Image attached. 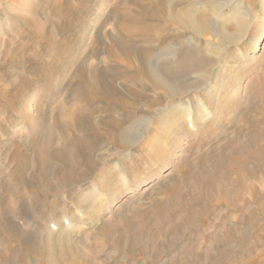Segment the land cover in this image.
<instances>
[{"label":"bare ground","instance_id":"obj_1","mask_svg":"<svg viewBox=\"0 0 264 264\" xmlns=\"http://www.w3.org/2000/svg\"><path fill=\"white\" fill-rule=\"evenodd\" d=\"M215 3L209 0H126L125 3H121L118 0L111 6L109 18L113 20H111L113 32L109 33L107 41L104 39V34V36L102 34L95 36L94 46L88 47L82 55H77L78 57L72 62L74 64H71L72 71L65 82L68 102L71 103V106H66L67 108L64 109L59 107L60 109L53 115L52 123L56 131L53 129L48 134L46 137L47 140L49 138L48 142H45V139L43 140L41 137V140L37 141L38 143L34 141V138L31 139L28 142L30 151L29 149L20 150L16 148L8 160L9 164H13L14 169L9 174L11 181L9 179L3 180V189L0 192V248L2 244L6 246V253H0V264H11L12 257L16 253L15 247L18 246L23 248L22 251L26 255L29 254L33 261H42L44 264H85V262L86 264H96L94 260H89L86 254L81 252L80 246L75 243V240L70 239L72 237L71 229L74 228L71 227L72 222L76 220L73 216L71 218L70 214L72 215V213L68 207L59 204V192L56 190L51 193L55 196L52 200L48 199V192H51L49 185L51 187L56 185L58 189L59 186L69 187L68 194L73 199L72 203L76 205V208L85 204V201L89 200L91 196L79 194V184L90 179L91 176L88 175L94 171V159L97 157L104 159L107 151L112 154L108 148L100 155L101 150L99 149L102 146V141L114 146L118 152H122V162L118 160L120 163H112L109 169L107 168L108 172L103 177L104 183L107 184L113 180L114 176H120V180H126L128 175L126 171L129 170L128 164L130 163L127 164V167L123 160L126 155L131 153L130 150L127 151L128 146L138 139L143 138L145 140L146 147L143 148L148 153L157 143H173L169 140H174L178 132L184 130L187 132L191 128L195 129L199 124L203 125L204 128L208 126L207 130H210L211 121H216L220 128L227 125L226 121H229L230 118H223L220 114L221 111H219L222 110L223 102L219 100L222 106L216 108L214 106L211 109L214 97L211 98L212 94L209 90L210 87L215 88L217 86L212 78L216 81L219 80L217 73L214 72L215 60L213 61L212 58L217 55L215 54L217 47L210 42H205L202 45L199 39L209 35L219 41V44L237 43L243 36L245 25L242 18H238V20L232 21L233 29L229 31L226 25L222 24L223 22L219 25H215V22L211 23L209 17L212 13L216 14L215 7L217 5L219 9L222 7L221 3ZM29 24L35 25L33 21H30ZM34 28L36 30L35 35L41 37L42 30L37 25ZM38 39L40 40V38ZM61 53L67 55L68 52L63 50ZM220 56H217L218 59ZM55 62L57 63V56L53 55V63L55 64ZM53 67L50 68L53 70ZM24 89V85L18 86V93L15 91L17 94H14L15 92L10 94L2 89L0 90V98L3 99L8 109H12L20 97L16 98V96L20 93L22 95ZM215 91L219 93L220 88L215 89ZM67 93L65 92V94ZM184 95L188 98H183ZM96 102H101L104 106L100 105V107L98 103L96 105ZM43 110L40 108L37 111ZM17 112L26 118L32 130L35 129V124L39 125L36 120L35 122L32 121L31 116L28 117L20 109ZM147 112H151L153 115L157 114L156 125L159 126L158 132L150 133V136L141 133L142 130H140L142 126L143 131L147 130L149 126L155 128L150 117L144 116V113ZM254 113L256 114L246 117L249 125L237 117L234 120L235 129L239 132L246 127H250V131L256 130L258 123L264 122V105H257ZM96 114H98V118H95ZM255 143L256 150L250 151L249 149L244 151V154H240L232 143L223 146L217 144L216 148H213L215 152L211 149L199 154L197 163L202 171L206 172L203 175L206 176V179L195 172V164L190 161H186L183 169L174 170L173 178H169L166 181L168 183L165 184L164 182L160 187V192L165 197L162 195L153 199V206L162 220L164 222L166 220L165 205H168L167 207L172 210L169 209L172 217L178 210H184L190 217L193 216L192 209L194 208L192 207L198 205L199 200L203 197L207 203L200 205L199 219L203 226H208L212 222L210 217L212 213L210 209L213 208L212 203H224L216 193V183L222 180L229 181L228 176L235 173L240 176L239 169H247V173H256V162L264 158V144L259 141ZM193 148V146L190 147V149ZM165 153L163 148H157L148 154L150 155L149 158L154 157L160 160ZM214 153H220V155L215 156ZM144 159L146 160V158ZM208 162L212 164V167L207 165ZM149 163L148 166L151 164ZM80 165L86 169H82ZM260 167L259 165L258 168L261 169ZM130 168H133V164ZM242 172L244 173V171ZM44 177L48 178L46 182H44L46 180ZM217 178L220 180L216 181ZM193 179L199 185V191L193 188L191 182ZM181 183H183L182 186ZM232 183L234 185V182ZM204 185L207 188L212 187V190L206 189ZM99 186L93 184L91 188L97 191ZM224 198H228V196L225 194ZM237 199L241 200L240 197ZM254 199L257 201L255 196ZM27 202L36 208V214L34 213V218L31 219L37 223L41 221L42 231L31 229L32 227L26 223L29 218L23 220L29 216L24 210L27 209L24 208L27 206L25 205L28 204ZM201 203L203 204V202ZM263 203L260 204L261 212L264 211ZM226 204L230 205L234 211L246 213L249 218L252 214L248 207ZM15 211L22 219L20 222H15L11 218ZM204 211H207V214L205 212L204 215ZM129 218L125 217V225L129 230H132L134 236V226L131 222L132 219ZM94 219L95 221L99 220L97 217ZM141 219L148 239L155 243L150 227L153 221L150 218L149 210L141 212ZM239 220L236 221L237 224ZM250 220L251 223H254V220L251 218ZM90 221L93 225L92 217ZM225 224L226 220H221L217 225L226 227ZM111 228V221L104 222L98 229V233L109 238L108 231ZM232 235V232L227 230L225 241L232 240ZM237 235V238L241 237L240 234ZM121 236L120 241L123 240ZM241 243H244L243 240L239 241L240 248H234V246H227L226 248L232 251L238 249L242 251ZM3 250L5 251V248ZM205 251H200V254L204 260H207L209 258L208 251ZM226 255L225 252L220 253L223 259ZM254 263L264 264V259L254 260L251 263L250 260H246L238 264ZM22 264L27 263L23 260ZM192 264L198 263L192 262Z\"/></svg>","mask_w":264,"mask_h":264},{"label":"rangeland","instance_id":"obj_2","mask_svg":"<svg viewBox=\"0 0 264 264\" xmlns=\"http://www.w3.org/2000/svg\"><path fill=\"white\" fill-rule=\"evenodd\" d=\"M117 1L0 0V90L5 89L8 93L13 94L18 91V86H25L22 95L20 93L16 96V98L20 97L18 103L12 109H8L3 99L0 98V192L3 189V180L7 181L9 179L11 181L9 174L14 166L9 164L8 160L16 148L20 150L29 149L28 142L33 138L36 143L41 138L48 142L49 138L48 140L46 138L48 134L53 129L56 131L52 123L53 115L60 109L59 107L64 109L66 106H71V103L68 102L65 82L71 74L72 65L74 64L72 62L94 44L95 36L105 35L104 39L107 41L109 33L113 32V20H110L109 13L111 6ZM119 1L121 3L126 2V0L125 2H123L124 0ZM209 1L222 4L220 9L217 5L215 7L217 11L214 9L216 14L212 13L209 17L211 23L215 22V25H219L223 22L222 24L226 25L229 31L233 29L232 21L234 22L238 18H242L245 25L243 36L237 43L219 44V41L209 35L206 38L199 39L202 45L205 42H210L217 47L215 52L217 55L212 58L213 61L215 60L214 72L217 73L219 80L217 82L212 78L217 86L215 88L209 86L211 88L209 92L213 95H211V98L214 97L211 109L214 106L215 108L222 106L221 102H223L222 110L219 111H223L220 112L223 118H230L229 121H226L227 125L220 128L216 121H211L210 130H207L208 126L204 128L203 125L199 124L195 129L191 128L187 132L185 130L178 132V136L176 135L174 140L168 138L173 143H157L153 148L154 150L157 148L165 150L166 153L160 160L154 157L149 158V154L153 152V149L151 148L152 151H148V154L143 148L146 147L145 140L143 138L138 139L139 141L137 140L128 146L127 151L130 150L131 153L128 156L126 155L127 158L125 156L123 160L126 165L131 164H128L129 170L126 171L128 174L126 180H120V176H114L113 180L107 183L108 186L104 183L103 177L112 163H120L118 160L122 162V152H118L114 146L102 141V146L99 149L101 150L100 155L108 148L112 154L107 151L104 159L97 157L93 160L95 167H93L92 174L88 175L91 176L90 179L81 182L78 186V189L80 188L79 194L91 196L90 201H85V204H82L81 207L76 208V205L72 203L73 199L68 194L69 187L59 186L58 189L56 185L52 187L49 185L51 192H48V199H54L55 196L51 193L57 190L59 192V204L68 207L72 213V215L70 214L71 218L72 216L75 217L74 220L76 221H73L71 226L74 228L71 229L72 237L70 239L75 240V243L80 246L81 252L86 254L89 260H94L96 264H192V262L198 264H211L212 262V264H238L246 260H250L251 263L254 260L264 259V211L261 212L262 208H260V204L264 202V158L256 162L255 174L247 173V169H239L241 177L235 173L228 176L229 181H218L220 179L217 178L216 193L225 204L212 203L213 208L210 209L212 210L210 215L212 222L208 226H203L199 219L200 205H205L206 202L203 197H199L203 204L199 200L198 205H195L197 209L194 206L192 207L194 208L192 209V218L184 210L176 211L174 217H172V210L167 207L168 205H165L164 208L167 213L164 222L153 206V199L163 195L160 192L161 185L164 182L165 184L168 183L166 181L173 178L176 170L183 169L186 161L193 162L195 172L203 176L206 172H203L198 166L199 154L208 152L211 149L215 152L214 149L217 144L223 146L232 143L240 154H244V151L249 149L255 151V142L259 141L264 144V122L258 123L256 130L253 131H250V127H246L239 132L234 127V120L237 117L240 120L243 119L249 125L246 117L256 114L254 110L257 105H264V0ZM69 8H72L71 11L73 12ZM220 14L224 16L221 17ZM30 21H33L42 30L41 37L35 35V25L31 26ZM228 23H230V26ZM63 50L68 52L67 55H62ZM53 55L57 56V63L55 62V64L53 63ZM218 55H221V59L220 57L218 59ZM53 65L55 66L53 67ZM50 67H53V70ZM217 88H220L219 93L215 91ZM16 92L14 94L18 93ZM183 98L187 99L188 96L184 95ZM97 103L98 106L103 105L101 102H96V105ZM15 107L28 117L31 116V120L34 122L36 120L39 125L35 124V129L32 130L26 118L19 114L14 109ZM39 107L44 110L38 112ZM97 115H95V118H98ZM145 115L150 117L155 128L149 126L150 129L143 131L142 126L140 130H142L141 133L150 136V133H156L159 130V126L156 125L157 114L153 115V113L147 112L144 113ZM237 122L240 123L239 120ZM163 139L165 140V138ZM142 142L144 143L142 144ZM191 146L194 148L190 149ZM145 154L148 155L145 156ZM214 155L217 156L220 153H214ZM134 158L136 159L134 160ZM106 162L109 166H106ZM148 163L151 166H148ZM132 164L133 168H130ZM137 164L140 166L139 168ZM207 165L212 167L209 162ZM259 165L261 169L258 168ZM81 168L86 169L85 167ZM203 177L206 179V176ZM44 179H46L44 181L46 182L48 178L44 177ZM191 182L193 188L199 191L200 187L195 179ZM93 184L95 186L100 185L101 188L99 186V190L96 191L91 188ZM182 184L180 185L182 186ZM205 185L208 187L207 184ZM205 185L206 189L212 190V187L207 188ZM225 194L228 198H224ZM163 196L165 197V195ZM254 196L259 203L254 199ZM237 197L243 198L239 200ZM226 203L248 207L252 213L250 218L254 220L255 224L251 223L246 213L234 211ZM25 205L27 206H24V208L27 209L24 210L29 216L23 220L29 218V220H26L29 227L36 231H42L41 221L37 223L31 219L34 218L33 214H36V208L29 203ZM143 210H149L150 212V218L153 221L150 227L155 243L148 239L147 232L144 229V223L141 219ZM205 212L207 214V211H204V215ZM15 213L11 216L12 220L20 222L21 217ZM91 217L94 220L93 225L90 221ZM95 217L99 220L95 221ZM125 217L132 219L134 236L132 230H129L125 225ZM221 220H226V227L217 225ZM238 220L239 223L237 224L236 221ZM103 221L112 222V228L108 231V235L111 236L109 238L98 233V229L104 223ZM227 230L232 232L234 237H232V240L225 241ZM235 234H240L241 237L237 238L238 235ZM119 235L123 239L122 241H120ZM237 240H243L244 242L241 243L242 251L240 249L227 250V246L240 248ZM3 248H5V251ZM22 250L23 248L20 246L15 247L16 253L12 257L11 264H22L23 260L27 264H44L42 261H33L30 255H26ZM199 250L201 252L207 250L209 258L204 260ZM222 252L227 253L225 259L220 256ZM0 253H6V246L3 244ZM44 258L46 259L45 256ZM215 261L217 262L215 263Z\"/></svg>","mask_w":264,"mask_h":264}]
</instances>
